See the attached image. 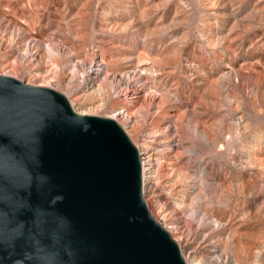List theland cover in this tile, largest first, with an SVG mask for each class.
<instances>
[{
	"label": "rangeland",
	"instance_id": "obj_1",
	"mask_svg": "<svg viewBox=\"0 0 264 264\" xmlns=\"http://www.w3.org/2000/svg\"><path fill=\"white\" fill-rule=\"evenodd\" d=\"M12 34L32 51L62 39L56 47L64 51L65 70L68 47L87 62L94 59L95 70L103 69L100 55L117 61L118 68L130 59L151 67L141 72L142 84L170 90V101L186 107L188 135L180 161L186 177L179 193L169 196L166 215L195 245H218L227 259L242 264L252 263L250 254H262L264 264V143L258 140L264 136V0H0L1 64L10 63V48L1 46V37ZM242 42L250 49L241 53ZM247 62L253 75L246 74L240 91L233 72ZM169 68L172 77L165 74ZM52 88L70 99L83 85L67 92L58 83ZM149 95L142 93L140 106L148 107ZM240 117L245 133L238 131ZM143 131H150L149 125ZM251 142L256 168L247 165ZM177 201H184V208L173 205ZM215 219H230L240 246L223 239L225 230Z\"/></svg>",
	"mask_w": 264,
	"mask_h": 264
},
{
	"label": "water",
	"instance_id": "obj_2",
	"mask_svg": "<svg viewBox=\"0 0 264 264\" xmlns=\"http://www.w3.org/2000/svg\"><path fill=\"white\" fill-rule=\"evenodd\" d=\"M0 264H185L114 121L0 76Z\"/></svg>",
	"mask_w": 264,
	"mask_h": 264
},
{
	"label": "bare ground",
	"instance_id": "obj_3",
	"mask_svg": "<svg viewBox=\"0 0 264 264\" xmlns=\"http://www.w3.org/2000/svg\"><path fill=\"white\" fill-rule=\"evenodd\" d=\"M49 40L47 48L32 51V48L24 45V40H17L13 34L3 35L1 46L10 48L8 52L10 63L8 65L0 63V76L18 79L26 86L43 89L57 90L52 88V85L58 83V88L65 92L73 90L76 84L81 83L83 88L73 92V97L68 98L73 112L81 117H97L116 122L135 144L143 170L144 201L153 218L178 245L185 264H220L227 261L231 264H242L236 259H227L218 245L212 246L207 241L195 245L190 238L191 235L185 232L186 229L166 215L165 207L169 204V196L179 193L181 188L179 185H182L186 177L180 172V161L185 155L181 143L188 135L183 124L186 117L185 104L172 103L170 90L164 89L163 92H159L150 82L142 84L141 72L150 71L151 67L135 66L132 59L127 60L122 68H118L117 61L106 60L100 55L103 69L95 70L97 66L94 59L87 62L84 57L75 53L73 48L67 46L65 57L68 59V68L65 70L64 67L63 70L61 53L64 51H59L56 44L63 45L65 42L59 37ZM247 49H250L249 45L244 42L238 45V51L241 53ZM251 58L250 56L247 59ZM10 64L11 70L8 69ZM156 64L154 63L152 67H157ZM233 73L238 80L236 88L243 91L246 74L253 75L252 63L247 62L234 68ZM165 74L172 77L175 72L169 68L165 70ZM250 86H254L252 81ZM146 90L150 92L149 105L143 107L140 106V101L142 93ZM260 91L264 97V89L261 88ZM125 95L127 98L123 99ZM236 108H241L239 103L236 104ZM147 125L150 131L145 132L143 130ZM246 130L247 123L240 117L238 131L245 133ZM258 140L264 143V136H259ZM251 144L252 146L248 147L247 165L256 168L257 161L253 154L256 145L253 142ZM173 205L182 209L184 201H177ZM214 222L223 225L225 230L223 239H230V243L236 244L235 237L238 231L232 227L230 219L224 223L217 219ZM240 245L241 242L238 241L236 246ZM261 257L263 258L262 254H250L253 260L251 264H262Z\"/></svg>",
	"mask_w": 264,
	"mask_h": 264
}]
</instances>
